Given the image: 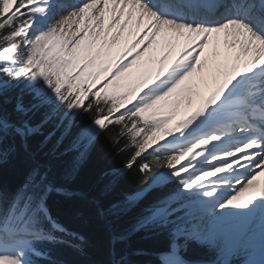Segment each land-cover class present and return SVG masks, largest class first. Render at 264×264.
Wrapping results in <instances>:
<instances>
[{"label":"trees","instance_id":"16d2710c","mask_svg":"<svg viewBox=\"0 0 264 264\" xmlns=\"http://www.w3.org/2000/svg\"><path fill=\"white\" fill-rule=\"evenodd\" d=\"M22 9L17 5L9 12L0 0V49L21 41ZM29 86L30 79H13L0 88V224L23 223L33 213L43 217L41 202L46 201L53 217L82 237L63 234L60 240L37 244L45 254L34 256L31 264L155 262L156 252L168 248L174 228L189 224L187 215L175 212L177 204L159 208L191 179L189 174L130 196L177 160L178 154L164 146L143 154L156 133L164 136L162 124L155 119L142 124L126 113L108 116L97 131L99 120L116 108L114 100L90 89L84 96L78 86L64 87L60 102H48L34 97ZM19 98L22 109L16 105ZM25 123L34 130L23 137L19 127ZM47 184L83 195L59 194ZM221 243L188 239L183 253L191 260H229Z\"/></svg>","mask_w":264,"mask_h":264},{"label":"rangeland","instance_id":"374dc122","mask_svg":"<svg viewBox=\"0 0 264 264\" xmlns=\"http://www.w3.org/2000/svg\"><path fill=\"white\" fill-rule=\"evenodd\" d=\"M15 1L16 0H5V5L8 8L7 10H11L13 8ZM137 6H140V4H138ZM41 8H43V6L42 7L37 6L34 3H32V0H28V8L23 10V13L29 15V16L27 15L26 17L27 19L30 18L31 16L39 15ZM96 12H97L96 10L90 12L89 14L90 16H88V20H89L88 23L97 20V21H101V25L105 27H110L112 26V24L114 25L115 18L112 21L111 20L107 21L105 15H103L104 17H102V15L99 14L98 12H97L98 16L96 18L95 16ZM47 14L48 11H45L46 16ZM140 16L142 15L140 14L138 16V19ZM122 18H124L126 21L128 20V18H130L131 20L134 19L128 13L124 14V17ZM122 18L120 19L122 20V22H124L125 20L123 21ZM115 23L118 24L117 21H115ZM31 25L32 22L30 23L28 22V24H25L24 27L21 29L22 32L26 34V37L24 39V49L22 48L23 51L25 52L24 59L21 58L20 56V54H22V50H20L17 44L8 45L7 47H4L3 49L0 50V87H3L4 85L10 82L9 81L10 79L8 80L7 77L13 79H19L21 81L29 77L31 82L30 89L34 92V96L42 99H52L57 102L60 99V92H58L59 86L61 87V85L65 83H70L71 86H76L77 82L85 83L87 84L88 87L92 86V84L94 85V87L96 85L97 87L96 90L98 92H103L107 95H113L114 93L113 89L110 86H108L110 82V78L107 82L103 84L100 80L102 78H108V76L111 77L112 70L117 69L116 72H123L125 74V77L127 78L125 86L122 88L123 95L132 96L137 90V87L142 83V78L138 76L137 70L140 69L142 72H145L149 68L150 70L153 71L149 75L155 76L157 74L158 68L160 67L159 64L155 63L154 58L151 57V55H147V54L143 55V56L146 55L145 60L143 56L138 54L136 58L123 61L124 55L119 54V51H115L114 46L117 48V50H121L124 48V46L127 45L129 40H127V42L124 43L123 45L111 43V40L115 38V34L110 33L111 34L110 41L105 42V39L101 38V43H100L95 39L97 37V33H99L100 31L99 27L95 28L89 26L91 27L89 29L90 32L89 30L86 31L84 28L81 29V27H79L74 32V39H73L70 38L71 32L69 29L71 28L66 26V30H68L69 33L68 36L63 35V33L61 32L60 33L58 32L56 34L55 33L52 34L50 38H47L45 40V39H41L42 37L41 32H39L40 35L35 34L36 31L38 32V30H35L33 26L31 27ZM196 29H200V27ZM217 30L214 29L213 33H217V34L220 33L219 29ZM224 30L226 31L223 34L226 37L227 34L225 33L227 32V28H225ZM45 31L47 30H44L43 33ZM91 32H95L96 36ZM59 34L61 35L59 36ZM106 34L107 32L101 33V35H106ZM239 34L240 33H238V36ZM165 35H168L167 38L155 42L156 47H159V44L163 47L164 44L168 43L169 41H170L169 46H171L174 43V41L176 43L177 39H180L181 37L180 36L177 38V35L171 33H167ZM233 35L234 34L232 33L231 36ZM125 36H126V32H125ZM80 39L82 40L80 41ZM239 39L240 37L238 38L239 41L238 44L242 45L246 42V39L244 38L242 40ZM62 40H65L67 42L66 46L63 45ZM200 40L201 39H196L197 42ZM200 42H202V40ZM224 42H226V40ZM248 43L252 45L251 42L247 40L245 47L248 45ZM148 44H153V43L144 41L141 44V46L144 45L145 47H147ZM226 44L230 45V42H226ZM199 45H201V43ZM254 45L257 46L255 50H258L259 53L261 51L262 48L261 46L263 44L259 43V41H255V43L252 45L253 49H254ZM48 47L49 49H47ZM238 47H236V45H233L231 49L237 50ZM164 48H166L167 51L168 49L171 50L172 47L168 48L165 46ZM130 50L131 47L129 48L128 53L132 52L135 54L137 51L136 49H132L131 51ZM97 53L98 55L96 57H93L94 54ZM258 53H257V58H258ZM165 54H168V52H165ZM166 59H168L167 56H165V60ZM172 61L175 62L174 59L171 60V63H173ZM246 61L247 60H244L243 62ZM25 66H27V69L23 70ZM171 67L172 65L165 66L161 63L160 73H164L168 71ZM71 70H74L72 74H70ZM211 75H214L213 71L211 72ZM162 82H164V80ZM53 83H57L59 84V86H57L56 89L52 88L51 85ZM161 85H157L156 91L152 94V98H157L160 101H163L162 98L165 97L167 100L173 99L175 100V102L179 101V107L175 112H171V110L168 111L164 110L161 117L170 126L168 129L170 135L167 137V141L179 143L181 141L182 134H185V132L187 131L189 132L193 131V129L191 128H186V124H184V122H182L181 119V116L182 118L185 116V114L182 115V112L186 108L184 106L185 96H182L178 93L173 94V85H170L169 87L165 85L163 86ZM22 103L23 100L19 98L17 100L18 108H22ZM172 104H174V102L170 104V107H172ZM162 109H166V107H163ZM32 129H33L32 125L30 124L26 125V129H25L26 131ZM211 140H215V139H212V137H207L205 140L201 141V138H195L193 141L194 142L199 141V142L196 143V146L192 148L190 151H195L197 148L209 144ZM213 149H214V154L208 155L207 158L205 159H209L210 157L211 158L214 157L216 159L226 154L227 155L235 154L239 151L240 148L229 149L223 146V147H217V149L216 148ZM199 158H200V154L194 153L192 156V159H199ZM211 158L205 163L199 161L198 163L196 162L194 164L193 166L194 169L199 170L198 172L202 171V173H204L203 177H201L198 181H202L206 177L209 178L211 176L217 175L221 171L222 172L229 171L226 170L224 166L228 165L230 162L219 163V164L215 163L213 167L206 165L205 167L207 168L205 167L201 168L203 165L210 163ZM184 159L185 157H182L181 161H183ZM235 163L237 162H234V164ZM165 173H168V170ZM241 176L243 175L240 174L238 178H240ZM229 177H230L229 179L222 178V179L205 181L206 184L203 186H206V190L203 191L201 195L196 199L198 203H196L195 206L193 207L194 210H199V213L192 234H194L196 238L200 240H204L208 237L214 239L215 231L217 229H223L224 232L227 234V242L229 248L230 246L235 247L240 244L249 245L250 243H256V242L258 243L257 249L264 248V241L263 240L260 241L258 238V234L260 232L262 224L260 226L258 225V222H256L255 224H251L250 226L251 229L246 228L249 226V224H247L246 226L244 225V222L246 221L250 212L252 211L251 202L254 204L255 197L252 198V196L248 197L244 195H238L237 194L238 181L237 179L236 181H234V179L231 176ZM198 181H194L190 185H188L187 190H190L194 186V184L197 183ZM243 183L246 182H242V184ZM259 186L260 184L257 182L256 187L259 188ZM194 187L192 189H194ZM248 189L250 190V192H253L254 190L251 188ZM237 197L240 199L238 202H236ZM257 212L258 213L261 212L259 207L257 209ZM210 216L212 217V220L210 221L208 228L203 230L204 224H206V221ZM216 217L220 219H217ZM19 243L20 246L12 245V253L7 252L5 256H0V264L27 263V259L25 261V257L23 256V254L20 253L21 247L25 243L23 241H20ZM174 244L177 245L176 243ZM6 250L11 251V248L7 246L6 248H4V251ZM257 252L258 251H255L252 257H255ZM177 259L178 261L182 262L180 257ZM205 264H209V263H205ZM244 264H264V262L261 263H259V261L257 263L245 262Z\"/></svg>","mask_w":264,"mask_h":264},{"label":"bare ground","instance_id":"6f19581e","mask_svg":"<svg viewBox=\"0 0 264 264\" xmlns=\"http://www.w3.org/2000/svg\"><path fill=\"white\" fill-rule=\"evenodd\" d=\"M41 1L43 2V8H41L40 14L38 15V17L34 18L33 26H34L35 30H38V32L36 31L35 34L40 35L39 32H41V35H42L41 39H45V40L47 38H50V36L52 34H54V33L56 34L58 32L59 33L61 32V33H63V35L68 36L69 33H68V30H66V26L71 28V29H69L71 32V36L70 35L69 36H70V38H73V39H74V32L79 27H81V29L84 28L86 31H88L91 27H95V28L99 27L100 31H99V33H97V37L95 38L98 42L101 43V38H104L105 42H109L110 38H111V34H115V38L111 40V43H116V44H120V45H123L124 43H126L127 40H129L130 38H133L135 45H139V44L143 43L144 41L147 42V40H150V39L152 40L151 43L165 39L168 36V35H165L167 33L175 34V35H177V38H178L182 34H185L187 32V28H186L187 24H184V23H181V22H178L177 20H175L170 25H168L162 14L161 15L155 14V13H153L152 10L148 11V8H149L148 4L142 5V8H141V11H142L141 15L142 16L139 17L140 19L131 20L130 18H128V20L126 21L124 18H122V17H124V14H126L125 8L120 3L123 2L124 5L126 4L127 6H129V8H131V6L133 8L134 5L135 6H137L138 4L141 5V3L138 0H77L74 3L72 8L70 6L66 5V0H55L53 2L51 0H41ZM175 8L178 9L179 11H181V8L179 6H175ZM94 10H96L99 14H101L102 17H104L103 15H105V18L107 19V21H109V20L112 21L115 18V21H117L118 24H116L114 21V25L112 24V26H110V27H105V26L101 25V21H97L95 19H94L95 21H91L88 23V21H89L88 16H90L89 15L90 12L94 11ZM226 10L229 13V15H232L231 11L229 9H226ZM45 11H48L47 16L45 15ZM97 12L95 14L96 18L98 16ZM199 13L202 16H204L208 22L212 19H213V21L219 20V19H216L217 16H215L216 13L214 11L205 12V11L199 10ZM193 16H194L193 18L197 17L196 14H193ZM120 18H122L123 21L124 20L125 21L122 22V20ZM134 22L137 23L136 28L132 27V24ZM230 23L232 24V20ZM226 24L221 25V26H217L214 28L215 30L219 29V32H220V33H218L220 35V37L219 38L216 37V45L214 47L215 48L214 53L216 52V54L218 56L217 60L221 59V61L223 63H225L226 66H222L219 63H217L216 67H215L217 70H215L214 66L210 65V63H208L207 55H210L211 50L207 47V49H208L207 52L202 54V57L200 58V60H193L191 58V55L181 57L176 62L178 65L176 67H172L170 69V71H171V74L169 75L170 78H172V76H175V75H178V76L183 75L181 78L183 80V84L181 85L180 89H182V91H185L187 93V95L185 96L186 97V103H185L186 109L184 110V114H185L184 117H186V115L190 114L192 112V110L196 111L197 108L201 107V103H200L201 99H199V95H202V98L204 96L210 97L211 96L210 94L214 93V90H217L219 93H222V90L225 87H235L237 82L242 81L243 83H246L248 81V79H246V80L244 79V76H245L246 71H249V70L247 67L244 68L245 70L240 69V64H241L240 60H243V61L247 60L246 64L251 60L252 52L255 51L253 49V46H252L253 44L250 45L248 43V45L245 47L247 40L242 45L238 44L239 43V41H238L239 36L237 35V37H236L235 34L233 36H231V34H232L231 32L233 30H230V29H227V32L225 33V34H227V36L225 37L223 33L226 31V30H224L226 27ZM190 25L193 28L200 27L199 30L203 31V29L209 30L210 26L213 25V23H205V22L196 21V22H194V24H190ZM89 26H91V27H89ZM248 29H250V26L248 27ZM44 30H47V31H45L43 33ZM185 30H186V32H185ZM89 32H90V30H89ZM100 32L101 33L107 32V34L101 35ZM125 32H128L129 36H125ZM217 32H218V30H217ZM91 33L95 34V32H91ZM60 35L61 34H59V36ZM95 36H96V34H95ZM95 36H93V37H95ZM223 36L225 37L226 42H230V45H228V44H226V42L222 41L221 38ZM257 38L260 40L259 43H262L263 45L261 46L262 47L261 51L258 53V58L260 61L258 64V70L256 73H253L250 75L249 79H251V80H254L255 76L259 72V70L264 68V41L262 39H260L259 37H257ZM194 39H195V36L192 40H194ZM81 40L82 39H80V41ZM201 40H203V39H201ZM200 41L197 42L196 40H194L192 47H197L200 43L203 44ZM62 42H63V45L66 46L67 42L65 40H62ZM195 42H196V44H195ZM169 43H170V41L168 43H165L163 48L165 46L169 48L170 47ZM231 43H234V44H231ZM233 45H236V47L239 46L237 48V50L231 49L233 47ZM113 46H114V44H113ZM118 48H120V47H118ZM256 48H257V46H256ZM114 49H115V51L117 50V48L115 46H114ZM252 49H253V51H252ZM169 51L171 52V55L166 54L165 56H167L168 59L169 58H175L172 54V51L171 50H169ZM97 55H98V53L94 54L93 57H96ZM131 55H133V54H128L127 57L129 59H131L133 57ZM168 59H166L164 61L167 63ZM193 64L194 65L198 64L200 71L194 70V66H191ZM229 68H234L235 70L233 72L237 71V72H239V74L237 76L233 75V76L228 77L229 74L231 75V69H229ZM218 69L220 71H224V74H225L224 77L222 75L218 74V73H220L218 71ZM212 71L215 74V80L213 79V81H215V84L212 86H208V82L212 78V76H209V75H211ZM197 75H200L199 79H197ZM253 75H254V77L252 78ZM225 77H227V78H225ZM251 93L253 94V92H251ZM257 93L260 94V91L258 90ZM199 100H200V102H199ZM261 103L264 104V101H261ZM224 116H225L224 114H216L213 116H207L203 121H201L198 124V127L204 128L203 126H207L210 122L222 120L224 118ZM244 124H245V122H244ZM258 131H261V130H258ZM256 132L257 131H251L250 137L251 138H257L255 135ZM262 137L264 138V134L262 135ZM233 146H237L236 143H231L229 147H233ZM243 148H244V150H243L244 153L242 154V156H238V158L236 160H234V162H237L235 164H237L239 167L242 166L245 169V167L248 165L247 163H248V160L250 158L254 162H256L258 160V157L260 156L258 154V152L263 150V148H264V139H263V142L260 140H253V139L249 140L247 142V144L245 146H243ZM236 156H237V154L235 155V157ZM233 157L231 155L228 156V158H233ZM228 166H230V165H228ZM242 182H246V183L242 184ZM257 182L260 184V186H259V188H257L258 189V193H257L258 197H257L256 201L259 205L258 206L259 209L261 210L264 208V191L260 195L259 190L260 189L264 190V173L257 171V169L253 170V171H249V174H246V179H243V181H241L239 183L241 187L239 186L240 189H238L237 194L248 196V197L253 196L254 190H253V192H250V190L248 188L255 189ZM246 187H248V188H246ZM239 200L240 199L237 197L236 202H238ZM254 200H255V198H254ZM238 210H240V209H238ZM261 214H262V211L260 213H258V212L256 213L257 217H259ZM209 223H210V220H208L204 226L207 227L209 225ZM162 257L165 258L167 264H189L188 262L183 260L182 257L179 255L178 248L176 247V245H173L171 250L169 252H166V254L163 253ZM179 257L181 258L182 262L178 261L177 258H179Z\"/></svg>","mask_w":264,"mask_h":264},{"label":"clouds","instance_id":"9594fccd","mask_svg":"<svg viewBox=\"0 0 264 264\" xmlns=\"http://www.w3.org/2000/svg\"><path fill=\"white\" fill-rule=\"evenodd\" d=\"M34 157V156H33Z\"/></svg>","mask_w":264,"mask_h":264}]
</instances>
